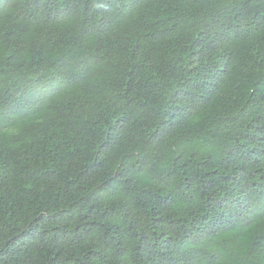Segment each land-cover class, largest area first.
Masks as SVG:
<instances>
[{
	"label": "trees",
	"instance_id": "trees-1",
	"mask_svg": "<svg viewBox=\"0 0 264 264\" xmlns=\"http://www.w3.org/2000/svg\"><path fill=\"white\" fill-rule=\"evenodd\" d=\"M0 264H264V0H0Z\"/></svg>",
	"mask_w": 264,
	"mask_h": 264
}]
</instances>
